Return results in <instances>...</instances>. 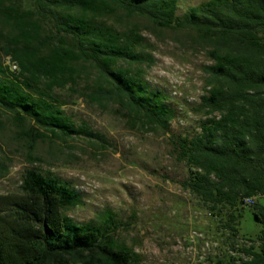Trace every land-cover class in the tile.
<instances>
[{
  "label": "trees",
  "instance_id": "obj_1",
  "mask_svg": "<svg viewBox=\"0 0 264 264\" xmlns=\"http://www.w3.org/2000/svg\"><path fill=\"white\" fill-rule=\"evenodd\" d=\"M176 7L177 0H0V50L19 72L4 81L0 61V112L15 113L20 123L33 120L25 132L30 137L57 134L61 124L49 98L55 89L70 88L100 106H118L133 125L168 131V110L143 96L125 72L113 70L123 53L119 45L131 48L133 36L117 44L114 26L96 29L94 22L123 12L186 30L213 63L204 68L201 99L210 117L176 147L189 170L183 187L229 241L239 236L251 199L262 226L258 244L237 248L231 242L246 257L231 261L264 264V0H210L184 18L176 17ZM89 63L95 79L84 75ZM79 204L75 192L35 171L18 192L0 193V264H130L134 251L120 242L118 221L105 214L99 222L76 223L64 212Z\"/></svg>",
  "mask_w": 264,
  "mask_h": 264
},
{
  "label": "rangeland",
  "instance_id": "obj_2",
  "mask_svg": "<svg viewBox=\"0 0 264 264\" xmlns=\"http://www.w3.org/2000/svg\"><path fill=\"white\" fill-rule=\"evenodd\" d=\"M208 1L177 0L175 15L184 18L192 7ZM118 14L94 22L96 29L105 23L114 26L117 44L123 43L122 36H133L131 48L119 45L123 53L113 70L125 72L143 96L168 110V131L133 125L118 106H100L80 96L81 90L55 89L49 99L61 124L57 134L30 137L25 132L35 125L33 120L20 123L15 113L0 112V193L18 192L30 171L55 179L79 196L80 204L64 212L74 222H99L105 214L118 221L120 242L134 251L130 264H233V257L246 259L230 243L237 248L258 244L262 226L251 212L253 202H245L248 211L239 236L229 241L216 218L184 189L189 170L176 148L179 138L198 134L201 120L210 117L201 99L207 91L204 68L213 62L186 30L159 27L137 14ZM0 61L4 81L15 80V61L1 50ZM87 67L84 75L95 79V66ZM88 83L90 87L94 80Z\"/></svg>",
  "mask_w": 264,
  "mask_h": 264
},
{
  "label": "built area",
  "instance_id": "obj_3",
  "mask_svg": "<svg viewBox=\"0 0 264 264\" xmlns=\"http://www.w3.org/2000/svg\"><path fill=\"white\" fill-rule=\"evenodd\" d=\"M11 68H12L13 71H15V70L18 69V66L15 63H12ZM247 201L252 202L251 199H248Z\"/></svg>",
  "mask_w": 264,
  "mask_h": 264
}]
</instances>
